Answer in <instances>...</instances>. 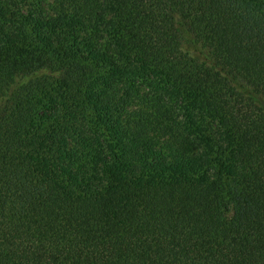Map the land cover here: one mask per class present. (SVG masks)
<instances>
[{"label":"trees","instance_id":"16d2710c","mask_svg":"<svg viewBox=\"0 0 264 264\" xmlns=\"http://www.w3.org/2000/svg\"><path fill=\"white\" fill-rule=\"evenodd\" d=\"M0 264H264V0H0Z\"/></svg>","mask_w":264,"mask_h":264}]
</instances>
